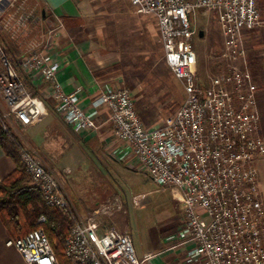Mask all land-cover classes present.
Here are the masks:
<instances>
[{"label": "built area", "instance_id": "1", "mask_svg": "<svg viewBox=\"0 0 264 264\" xmlns=\"http://www.w3.org/2000/svg\"><path fill=\"white\" fill-rule=\"evenodd\" d=\"M29 0H0V28L8 27ZM140 14L154 17L166 62L184 89L180 109L162 124L147 127L137 99L127 88L108 83L89 108L83 89L65 91L60 74L65 60L45 48L33 47L18 67L0 40V92L9 115L23 126L41 122L49 104L75 132L97 131L102 108L111 112L115 136L128 146L138 169L156 184L173 191L184 205V217L173 235V248L188 247L187 264H264V200L257 162L264 156L257 85L249 68L243 31L261 25L258 0H131ZM198 12L217 13L224 36L222 59L228 69L201 81L194 40L199 30L192 20ZM34 12H25L28 20ZM64 26V21L59 20ZM242 60L243 64L237 63ZM26 76L37 88L30 91ZM45 87L44 95L39 92ZM38 90V91H37ZM2 128L9 130L3 121ZM32 182L46 204L73 217L66 240L70 264H145L131 234L106 227L99 220L116 203L94 214H82L56 171L27 147L20 153ZM134 199L138 200L137 197ZM47 218L42 216L40 223ZM7 246L16 248L27 264H60L54 245L43 229Z\"/></svg>", "mask_w": 264, "mask_h": 264}, {"label": "rangeland", "instance_id": "2", "mask_svg": "<svg viewBox=\"0 0 264 264\" xmlns=\"http://www.w3.org/2000/svg\"><path fill=\"white\" fill-rule=\"evenodd\" d=\"M87 2L93 7L88 17L91 30L94 33L98 31L103 46L119 62L122 80H115L116 84L134 94L143 119L144 116L150 118L152 115V124L143 120L147 127L162 124L180 109L185 94L166 62L154 17L138 13L131 0ZM28 3L30 8L26 11L40 16V6ZM26 11L23 10L17 16ZM192 20L199 33H205L203 38L200 35L195 37L194 47L199 59L200 77L208 81V71L211 70L207 60L213 52L220 50L218 45L223 36L218 14L198 12L195 17L192 16ZM0 100L4 103L1 93ZM95 151V155L88 149L87 155L79 151L77 155L83 158L87 156V160L77 159L67 164L72 170L67 175L69 187L77 200H86L87 213L94 214L104 204L116 203L117 206L120 203L121 209L112 208L111 213L98 217L104 226L116 227L120 231L121 227H125L132 235L141 259L161 252L159 261L166 263L172 260L175 261L172 264H187L183 258L186 249L168 251L170 245L165 242L168 236L178 231L184 217V205L175 200L173 191L156 184L135 163L119 161L106 151ZM58 165L56 169L63 171ZM113 214H116L113 221L117 226L109 219ZM120 220L124 224L120 225ZM145 264L151 262L146 260Z\"/></svg>", "mask_w": 264, "mask_h": 264}, {"label": "crops", "instance_id": "3", "mask_svg": "<svg viewBox=\"0 0 264 264\" xmlns=\"http://www.w3.org/2000/svg\"><path fill=\"white\" fill-rule=\"evenodd\" d=\"M28 2L39 5L41 14L39 16L32 13V16L25 21L22 20L21 15L17 16L8 27L0 28V40L6 51L12 59L19 62L22 55L27 51L33 47L44 49L45 41L51 39L53 45L49 55H58L66 62L65 68L60 74V81L65 91L72 93L82 88V103L89 108L92 102L101 95L106 84L117 83L115 80H122L118 60L103 46L98 31L94 33L91 30L88 17L91 16L90 13L93 7L87 0H29ZM258 6L261 12V25L253 29H245L243 35L247 47L249 68L253 81L258 87L256 99L261 116L260 133L264 138V0H258ZM25 8L27 10L30 8L29 3H26ZM61 19L64 21L63 27L58 23ZM223 44L224 36H222V41L218 45L220 48L219 53L213 52L207 60L208 68L211 71H208L210 74L208 81H203L200 77L204 83H209L212 76L228 69L227 63L223 61L221 56ZM237 63L243 64L242 60H238ZM1 70L0 63V72ZM22 78L30 91L37 89L29 78L26 76H22ZM39 92L44 95L46 88H41ZM147 117L144 116L143 119V116H141L142 120H147L148 124H152L154 120L152 115L149 116L150 118ZM3 121L19 137L24 147L37 152L49 168L60 174L76 208L82 214L91 212L87 213L86 200H77L76 195L69 187L70 180L67 177L72 173L67 164L75 162L77 159L85 160L86 158L87 160V156L83 158L78 156L77 153L83 151L87 155L88 149L90 153L95 155V150V152L102 150L119 161L133 163L135 161L130 148L115 136L111 122V112L106 107L102 108L100 115L97 117L99 129L97 131L87 130L83 134L75 133L61 115L57 113L52 104H49L48 116L41 122L31 126H23L9 115V107L6 101L4 100V103H2L0 100V128ZM57 165L61 166L63 171L59 172L56 169ZM257 167L264 200V156L259 158ZM15 169V162L7 156L0 146V180L13 173ZM115 215L109 216V219H111L112 224L117 226L113 221ZM118 222H120V225L124 224L121 220ZM121 228L123 232H129L125 227ZM172 237L173 235H170L165 240L167 245H170L168 251L183 248L187 252L189 247L173 248L174 241ZM10 238L7 228L0 219V264H27L16 248L7 246V241ZM160 254L161 252L148 255L144 260H149L151 264H172V262H175L172 260L166 263L159 261Z\"/></svg>", "mask_w": 264, "mask_h": 264}, {"label": "trees", "instance_id": "4", "mask_svg": "<svg viewBox=\"0 0 264 264\" xmlns=\"http://www.w3.org/2000/svg\"><path fill=\"white\" fill-rule=\"evenodd\" d=\"M13 61L18 67V61ZM0 146L16 164L15 171L0 180V219L10 237L17 240L32 231L43 229L54 245L59 263L70 264L65 251L74 222L72 215L46 204L21 159L24 145L11 128L8 131L0 128ZM42 216L47 218L45 223L39 222Z\"/></svg>", "mask_w": 264, "mask_h": 264}, {"label": "water", "instance_id": "5", "mask_svg": "<svg viewBox=\"0 0 264 264\" xmlns=\"http://www.w3.org/2000/svg\"><path fill=\"white\" fill-rule=\"evenodd\" d=\"M204 35H205L204 31H201V32H200V36H201V37H204Z\"/></svg>", "mask_w": 264, "mask_h": 264}]
</instances>
